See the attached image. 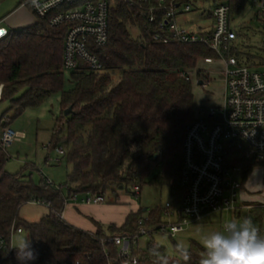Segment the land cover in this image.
Listing matches in <instances>:
<instances>
[{
	"label": "trees",
	"instance_id": "16d2710c",
	"mask_svg": "<svg viewBox=\"0 0 264 264\" xmlns=\"http://www.w3.org/2000/svg\"><path fill=\"white\" fill-rule=\"evenodd\" d=\"M26 1L21 0L18 7ZM210 1L213 6H229L231 23L249 3ZM148 11V4L130 7L118 0L109 16V41L94 50L103 70L68 72V80L62 59L65 27L52 28L46 20L37 19L0 39V103H9L1 123L7 117L3 125L9 126L26 109L38 107L58 93L63 114L48 147L62 148V159L72 167L65 195L62 186L44 177L35 183L24 171L8 173L9 156L0 144V236L10 242L13 230L26 231L36 256L29 264H123L119 247L108 238L135 236L142 227L148 231V240L145 246L132 249L140 264H199L204 255V247L195 242L185 251L174 244L179 254L175 257L155 242V235L164 234L157 229L163 221L161 205L148 208L142 224L139 220L146 212L142 206L120 226L91 219L93 233L62 217L72 196L102 192L106 199L111 193L112 199L105 202L118 204V190L129 194L133 186L141 191L147 185L168 186L170 202L178 207L186 193L181 183L183 143L196 118L193 88L198 85L186 76L195 73L203 80L208 74L197 70L198 63L218 56L204 44L166 42L169 36L161 26L162 14L149 22ZM133 29L138 36L132 34ZM230 54L238 57L240 53L233 47ZM68 108L71 112L65 115ZM242 157V153H232L228 163H243ZM256 165L251 160L244 166V178ZM33 202H43L49 210L35 223L19 217V209ZM16 251L7 254L0 250V264H19Z\"/></svg>",
	"mask_w": 264,
	"mask_h": 264
},
{
	"label": "built area",
	"instance_id": "2783aa9c",
	"mask_svg": "<svg viewBox=\"0 0 264 264\" xmlns=\"http://www.w3.org/2000/svg\"><path fill=\"white\" fill-rule=\"evenodd\" d=\"M117 1L27 0L24 5L29 7L37 19L46 20L50 27L66 28L62 57L65 71L100 72L103 65L94 50L106 46L109 41V16ZM120 1L130 7L148 4L149 22L157 19V13L162 14L161 26L165 27L169 36L166 42L204 44L217 54L223 65L220 71L224 82L221 103L199 107L194 122L187 128L181 172V183L186 193L178 207H174L170 201L165 203L163 221L157 229L174 238L208 214L245 208L256 212V217L261 221L257 228L264 234V203L242 207L245 201L242 197L249 194L246 189L247 180L254 173L253 171L244 178V166L251 160L258 162L255 169L260 164L264 165V65L260 62L257 67H250L230 54L235 47L237 33L232 29L229 19V6L222 3L214 5L208 13L213 20L212 28L203 32L187 30L176 22L178 15L193 10L191 0ZM255 5L258 14H263L264 0L256 1ZM0 32L5 37L8 30L0 27ZM158 37L156 35L155 38ZM207 74L201 80L204 88L210 81L209 73ZM195 75L189 73L184 76L199 85L200 80ZM1 91L2 85L0 98ZM5 119L7 117L3 121ZM1 128L0 144L5 150L25 136L10 126ZM57 152L60 156L64 154L62 148H57ZM235 152L242 153L243 163H228L231 154ZM262 168L264 171V167ZM131 194L136 198L140 197V187L133 186ZM70 199L88 205L103 204L106 200L102 192L81 198L72 196ZM146 220L147 218H141L139 224ZM20 232L21 228L13 230L12 237L14 233ZM147 234L148 231L142 227L135 236H113L108 241L119 247L125 258L123 264H140L138 258L132 256V249L140 246L139 240ZM12 237L7 242L0 236L1 251L7 254L13 251Z\"/></svg>",
	"mask_w": 264,
	"mask_h": 264
},
{
	"label": "rangeland",
	"instance_id": "374dc122",
	"mask_svg": "<svg viewBox=\"0 0 264 264\" xmlns=\"http://www.w3.org/2000/svg\"><path fill=\"white\" fill-rule=\"evenodd\" d=\"M21 0H0V25L10 30H21L29 27L36 21V16L26 5L18 7ZM259 0H249L247 6L240 14L232 20V29L237 33L235 40V49L239 51L238 59L250 66L257 67L264 60V13L258 14L255 2ZM193 10L188 13H183L177 16L176 22L187 23L185 29L195 31L199 27L205 26L212 19L208 13L212 10L213 4L208 1L192 0ZM12 11L17 13L9 23H5L4 18ZM19 18L15 23L14 21ZM134 36H138L136 30H132ZM222 63L218 58L202 60L198 63L197 70L206 71L209 73L210 81L207 87L201 85L194 86L195 108L201 106H216L221 103V98L224 90V82L220 71ZM259 67V66H258ZM66 80L69 78V73L65 74ZM9 108L8 102L0 103V119ZM60 106V95L53 94L43 104L38 107L26 109L20 116L12 119L9 126L18 132H22L25 136L19 141L13 143L6 149L9 160L6 164V171L11 174H16L24 171L26 175H30L35 183H39L42 177L48 179L51 183L62 186L63 192L67 194L66 181L72 167L66 165L57 152V149L48 147L53 137V130L57 120L62 116ZM12 112L8 113L11 117ZM7 119H5L6 121ZM4 121H0V131ZM264 165L260 164L255 170L250 173L253 175L248 178L246 189L248 195L242 197L245 207L246 205H260L264 203ZM121 203L110 204L103 203L104 206H113V210L121 215L126 210L131 211L139 205L143 208H154L155 206H164L170 201V192L168 186L156 187L147 185L142 191L140 197H134L131 193H126L118 190ZM107 201L112 199V194L108 193ZM48 207L34 203L23 205L19 209V217L28 222H38L48 214ZM142 218H148V212H143ZM245 218H250L253 223L260 226L261 221L256 217V212L247 211L245 208H240L237 211H224L223 213L208 214L201 221L191 225L186 231L177 234L174 238H170L166 234L154 236V240L160 246L166 249L168 255L175 257L179 256L176 252L174 244L182 250L188 249L191 243L195 242L203 247V237L205 234L212 231H220L223 225L232 220L241 221ZM21 240H29V234L24 231L22 234H16L14 243L18 244ZM148 238L142 237L139 240L141 247L145 246Z\"/></svg>",
	"mask_w": 264,
	"mask_h": 264
},
{
	"label": "clouds",
	"instance_id": "9594fccd",
	"mask_svg": "<svg viewBox=\"0 0 264 264\" xmlns=\"http://www.w3.org/2000/svg\"><path fill=\"white\" fill-rule=\"evenodd\" d=\"M202 243L205 252L199 264H264V234L250 218L226 222L222 230L205 234ZM12 248L19 264L36 258L28 240Z\"/></svg>",
	"mask_w": 264,
	"mask_h": 264
},
{
	"label": "crops",
	"instance_id": "0c3cea01",
	"mask_svg": "<svg viewBox=\"0 0 264 264\" xmlns=\"http://www.w3.org/2000/svg\"><path fill=\"white\" fill-rule=\"evenodd\" d=\"M16 13H17L16 11H12V12L8 13L6 15V17L4 18L3 22L9 23L11 21V19L15 16ZM210 19H212V18H210ZM18 20H19V18H17L14 22L16 23ZM36 21H37V19H36ZM181 24H182V26H185L187 23L183 22ZM212 25H213V20L209 21V23H205V26L199 27L195 31H203V32L210 31L212 28ZM0 27H3V26L0 25ZM183 28H185V27H183ZM194 86H196V85H194ZM193 90H194V88H193ZM79 198H81V197H79ZM140 206L141 205H139L136 209L131 210V211L126 210L121 215H119L113 210V206H104L101 204L88 205V204H84V203L80 202L79 200L78 201H72L69 198L66 205H65V209L63 212V218L68 223H70V224H72L78 228H81L85 231L93 233V232H95V227H94L91 219L98 221V222H101L102 224H106V225L116 224V225L120 226L125 222V219L128 216V214H130L132 212H136L140 208ZM145 209H146V207H145ZM23 232L24 231L22 230V232H20V233H14V235L12 237L13 244H14L15 235L16 234H22Z\"/></svg>",
	"mask_w": 264,
	"mask_h": 264
},
{
	"label": "water",
	"instance_id": "95a60500",
	"mask_svg": "<svg viewBox=\"0 0 264 264\" xmlns=\"http://www.w3.org/2000/svg\"><path fill=\"white\" fill-rule=\"evenodd\" d=\"M203 82L202 81H199V85H202ZM71 112V108H68L67 110H65L64 114L65 115H68L69 113ZM148 208L145 209V211L147 210Z\"/></svg>",
	"mask_w": 264,
	"mask_h": 264
},
{
	"label": "bare ground",
	"instance_id": "6f19581e",
	"mask_svg": "<svg viewBox=\"0 0 264 264\" xmlns=\"http://www.w3.org/2000/svg\"><path fill=\"white\" fill-rule=\"evenodd\" d=\"M3 34H4L3 32H0V39L3 37V36H2Z\"/></svg>",
	"mask_w": 264,
	"mask_h": 264
}]
</instances>
